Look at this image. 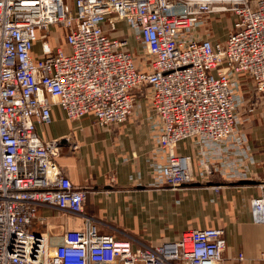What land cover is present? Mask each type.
Listing matches in <instances>:
<instances>
[{"label":"built area","instance_id":"1","mask_svg":"<svg viewBox=\"0 0 264 264\" xmlns=\"http://www.w3.org/2000/svg\"><path fill=\"white\" fill-rule=\"evenodd\" d=\"M223 14L231 29L222 40L209 37L207 21ZM57 27L64 44L38 38ZM241 76L264 96V0H0V264H222L221 228L152 245L100 232L84 212L87 190L73 186L57 142L42 141L36 126L50 124L53 106L69 121L122 124L143 100L150 172L157 188L176 190L214 169L201 161L195 174L190 156L176 151L180 142L201 148L235 134ZM40 208L83 224L38 234ZM251 210L264 228V197Z\"/></svg>","mask_w":264,"mask_h":264},{"label":"crops","instance_id":"2","mask_svg":"<svg viewBox=\"0 0 264 264\" xmlns=\"http://www.w3.org/2000/svg\"><path fill=\"white\" fill-rule=\"evenodd\" d=\"M239 92L243 99L233 137L201 148L187 140L177 146L178 154L190 156L195 174L201 161H208L213 175L195 177L176 190L157 188L150 172L152 143L143 100L137 99L126 122L107 127L92 116L69 121L53 106L50 124L36 126V133L44 142H57L58 164L73 186L87 190L84 212L97 221L100 232L152 245L176 240L190 229L221 228L222 264H264V228L251 210L252 199L264 197V96L244 76ZM236 137L249 154L246 161H240ZM37 215L44 222L34 223L33 230L47 236L83 224L80 216L49 208H40Z\"/></svg>","mask_w":264,"mask_h":264},{"label":"rangeland","instance_id":"3","mask_svg":"<svg viewBox=\"0 0 264 264\" xmlns=\"http://www.w3.org/2000/svg\"><path fill=\"white\" fill-rule=\"evenodd\" d=\"M232 16L228 14H223L220 16H215L213 18H210L206 23V31H208V36L214 39L222 40L226 33L231 29V23H232ZM118 29H123L125 35H127V27L125 24H120L117 26ZM38 38L42 41L48 42L52 48L56 47L58 44L56 43L57 40H60L64 44L65 40V30L62 28H51L50 32L46 35V33H39ZM131 51L133 52L135 56V61L138 64V61H140L141 53L140 49L133 44H131ZM189 143L196 144L195 141L187 140ZM214 166V165H213ZM203 168V167H202ZM214 168V167H213ZM217 173H214L216 175ZM213 173L209 174V177L212 176ZM213 180V179H212ZM168 189V188H166ZM124 238V237H123ZM133 238V237H132Z\"/></svg>","mask_w":264,"mask_h":264},{"label":"water","instance_id":"4","mask_svg":"<svg viewBox=\"0 0 264 264\" xmlns=\"http://www.w3.org/2000/svg\"><path fill=\"white\" fill-rule=\"evenodd\" d=\"M238 184H250V182H248V181H240V182H238Z\"/></svg>","mask_w":264,"mask_h":264}]
</instances>
